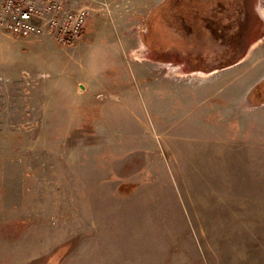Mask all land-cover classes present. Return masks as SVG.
<instances>
[{"label":"rangeland","instance_id":"374dc122","mask_svg":"<svg viewBox=\"0 0 264 264\" xmlns=\"http://www.w3.org/2000/svg\"><path fill=\"white\" fill-rule=\"evenodd\" d=\"M110 1L0 15V264H264V0Z\"/></svg>","mask_w":264,"mask_h":264},{"label":"built area","instance_id":"2783aa9c","mask_svg":"<svg viewBox=\"0 0 264 264\" xmlns=\"http://www.w3.org/2000/svg\"><path fill=\"white\" fill-rule=\"evenodd\" d=\"M81 0H0V15L6 31L19 37L54 34L63 42L78 40L88 9Z\"/></svg>","mask_w":264,"mask_h":264},{"label":"crops","instance_id":"0c3cea01","mask_svg":"<svg viewBox=\"0 0 264 264\" xmlns=\"http://www.w3.org/2000/svg\"><path fill=\"white\" fill-rule=\"evenodd\" d=\"M100 1V0H99ZM110 1V0H109ZM105 3L107 4V1H105ZM111 1L109 2V4H108V10L112 13V14H115V13H117V9L115 10V9H113V7L111 6ZM122 13V15H123V11L122 10H119L118 11V16L120 15ZM117 16V18H119ZM96 21V13H93V15H92V17L91 18H89V23H94ZM88 28H89V26H88ZM87 28V31H89V29Z\"/></svg>","mask_w":264,"mask_h":264},{"label":"flooded vegetation","instance_id":"af4514ba","mask_svg":"<svg viewBox=\"0 0 264 264\" xmlns=\"http://www.w3.org/2000/svg\"><path fill=\"white\" fill-rule=\"evenodd\" d=\"M202 11H204V10H200V14H203ZM198 13H199V12H198V10H197L195 16L198 15ZM213 15H214V14H213ZM202 16H204V15H202ZM202 18H203V17H202ZM194 19H196V17H195Z\"/></svg>","mask_w":264,"mask_h":264}]
</instances>
